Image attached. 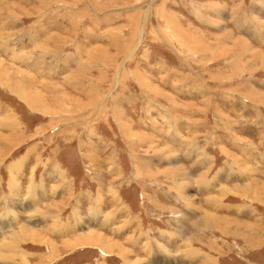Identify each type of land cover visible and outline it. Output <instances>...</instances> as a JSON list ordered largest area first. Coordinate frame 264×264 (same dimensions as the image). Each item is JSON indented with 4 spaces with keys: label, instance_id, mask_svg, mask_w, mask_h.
<instances>
[{
    "label": "rangeland",
    "instance_id": "374dc122",
    "mask_svg": "<svg viewBox=\"0 0 264 264\" xmlns=\"http://www.w3.org/2000/svg\"><path fill=\"white\" fill-rule=\"evenodd\" d=\"M1 61L0 264H264V0H0Z\"/></svg>",
    "mask_w": 264,
    "mask_h": 264
},
{
    "label": "bare ground",
    "instance_id": "6f19581e",
    "mask_svg": "<svg viewBox=\"0 0 264 264\" xmlns=\"http://www.w3.org/2000/svg\"><path fill=\"white\" fill-rule=\"evenodd\" d=\"M251 50V49H250ZM252 50H254V49H252ZM252 52V51H251ZM258 52V51H257ZM246 54V53H245ZM249 54V53H248ZM253 57V56H252ZM255 59V58H254ZM5 63L4 62H2L1 61V63H0V65L2 66V70L0 71V72H2L3 73V75H4V77L6 76V78L9 80V81H14L16 84V89H18V86L20 87V84H21V82L23 83L24 81H26V80H29L28 78L29 77H31L30 79H31V82H34L33 81V76L30 74V72H27V71H23V70H21V69H17L16 67H13V66H10V65H7L8 67H5L6 65H4ZM1 69V68H0ZM19 72V73H18ZM19 74H21V80L20 79H17V77H16V75H19ZM28 77V78H27ZM8 82V81H7ZM6 82V83H7ZM27 84V83H26ZM51 86V85H50ZM12 87H13V85H12ZM52 87V86H51ZM23 88V87H22ZM26 88V87H25ZM27 88H29V85L27 86ZM53 88V87H52ZM51 88V89H52ZM31 89V88H30ZM55 90V89H54ZM17 92H20V91H18V90H16ZM32 92H33V90H32ZM33 93H36V91H34ZM51 94V93H50ZM57 94V93H56ZM59 96H61V94L59 95ZM21 97L22 98H24L25 99V101L27 102V105H29L30 107H32V108H35L37 105L35 104V98L33 97V95L31 96V94H30V90H26V93H24V94H22L21 95ZM37 97H38V95H37ZM63 97V96H62ZM42 98H43V96H42ZM42 98H41V101H42ZM60 98V97H59ZM57 99V98H56ZM38 100V99H37ZM78 101V100H77ZM80 102V101H79ZM42 105H43V103H42ZM43 106H45V105H43ZM39 107V106H38ZM46 107V106H45ZM45 110V109H44ZM1 123V122H0ZM2 124H3V122H2ZM19 137L17 136V135H4V134H2V133H0V144L2 145L1 147H0V156L1 155H3L4 154V151L6 152H8L9 151V148H10V146H9V143H11V142H17V140H19L18 139ZM2 142H4V143H2ZM17 145V144H16ZM12 146V145H11ZM3 147V148H2ZM4 158V157H3ZM5 159V158H4ZM16 178V177H15ZM16 179H14V181H15ZM262 182V181H261ZM16 183V182H15ZM16 186V185H15ZM186 187V186H185ZM248 190H250V187H248V188H243V194L244 195H248L249 193V195H252L251 193H252V191H248ZM246 192H249V193H247V194H245ZM21 207V206H20ZM16 216V215H15ZM208 217H210V218H212V219H214V220H216L217 222H220L222 219H220V218H215V216H209L208 215ZM25 222V221H24ZM24 222H22L23 224H24ZM228 222V221H227ZM225 223H226V220H225ZM239 223V222H238ZM26 224V223H25ZM24 224V225H25ZM34 228V227H33ZM33 228H31V227H24L23 229H21L20 230V232L18 233H16V236H19V235H22L23 237L22 238H24V239H28V240H30V241H35V240H37V241H42V240H44V238L45 237H41V234L40 233H42V232H38L37 230H36V228L35 229H33ZM87 233V232H86ZM44 236V235H43ZM17 240V239H16ZM15 241V240H14ZM48 241V240H47ZM25 242V241H24ZM66 242V246L65 247H70V248H75V247H77L78 248V246H84V247H92V249L94 248V247H101V248H103V249H105V250H107V251H109V253L110 252H115V250L116 249H119L120 251H119V253H123L126 257H127V253H128V251H130V250H127V249H125L123 246H122V244H120L118 241H114L112 238H110V237H107L105 234H103V233H101V232H98V231H95V230H93V231H90V232H88L87 234H79V236L76 238V239H74V240H71V241H68V240H66L65 241ZM54 243V242H53ZM63 247V246H62ZM56 248L57 247H55L54 248V250H56ZM61 249V248H60ZM62 250V249H61ZM63 251V250H62ZM130 253V252H129ZM122 256V255H121ZM129 256V255H128ZM25 260V259H24ZM207 261H208V263L207 264H210L211 263V260L209 259V258H207L206 259ZM205 260V261H206ZM171 261V260H170ZM140 262H143V260L142 259H137V260H132V259H129V261H128V263L129 264H142V263H140ZM169 262V261H168ZM38 264V263H37Z\"/></svg>",
    "mask_w": 264,
    "mask_h": 264
},
{
    "label": "crops",
    "instance_id": "0c3cea01",
    "mask_svg": "<svg viewBox=\"0 0 264 264\" xmlns=\"http://www.w3.org/2000/svg\"><path fill=\"white\" fill-rule=\"evenodd\" d=\"M255 45V44H254ZM2 122H3V124H2ZM10 123V120L7 118L5 121L3 120V121H1V123H0V125H4L5 127L8 125ZM11 123H12V121H11ZM15 123H13L12 125H14ZM9 130H15V128H11V129H9ZM258 145H263V147L261 148L262 150H260V149H258V150H256V152H254V154H256L257 156H258V158L261 160V159H263L264 157H263V155H264V143H260V144H258ZM238 150H240V151H242L241 149H235V151H238ZM210 158H212V157H210ZM207 162H209V161H207ZM192 167V166H191ZM190 167V168H191ZM217 170H215V169H213L212 168V172H210V175H212V174H214L215 172H216ZM196 172V170L194 169L193 171H191V174L193 175V176H195L197 173H195ZM218 172H219V170H218ZM197 177V176H196ZM201 176L199 175L198 176V179H199V183H197V182H195L196 184H197V189L198 188H200V190L202 189V187L203 186H208V185H212V178L213 177H211V178H209L208 176L206 177L205 176V179L203 180V181H201V178H200ZM249 181H251V180H249ZM246 183V182H245ZM206 184V185H205ZM187 187V186H186ZM209 187V186H208ZM251 199V198H250ZM162 200V199H161ZM163 201V200H162ZM108 202V201H107ZM224 202V205H225V207H224V209L221 211V209H217L218 211H219V213H221L222 214V212L224 213V210H232V208H230L231 207V205H232V203H229V202H227V201H223ZM110 205H112L113 206V202H112V200H110V203H109ZM121 207H123V209H122V212L121 213H118V214H121V215H123V213L125 212V213H127L128 211H127V205L126 204H124V206H121ZM129 208V207H128ZM211 207H209V209H210ZM209 209H206V210H209ZM211 211H214V209H212ZM100 217V216H99ZM97 218V217H96ZM112 218H113V216H112ZM98 220H100V221H102V218H97ZM136 219V218H135ZM242 219V218H241ZM96 219L94 218V221H95ZM133 220L130 218H127V219H121V221L118 223V224H116L117 226H116V231H114L115 233H116V235L114 236V238H118V239H120L121 241L123 240V241H125V244H128V246L127 247H130V248H132L133 250H135L136 251V253H142L141 251H138V249H139V246H140V243H142L146 238L148 239L149 237L145 234V238H143V236L141 237V238H138V236H140V235H142V232H146V230H144V229H142V231H140L141 230V227H140V230H139V233H136V232H134L133 233V231H135V228L132 230L131 229V226H130V224L132 225V226H134L135 224L132 222ZM249 221H252L251 219L249 220ZM111 222V221H110ZM92 223H94V222H92ZM111 224V223H110ZM128 224V225H127ZM124 225H126V226H124ZM119 226H124V228L123 229H120V230H118L117 229V227H119ZM115 228V227H114ZM130 229V230H129ZM159 229V228H158ZM130 232H129V231ZM128 232V234H125V233H123V232ZM151 234V233H150ZM152 234H154V236H156L155 238L156 239H158L159 238V236L160 235H158V233L157 232H153V230H152ZM152 234L150 235V236H152ZM132 236V239H133V243H130L129 242V240H127V237H129V236ZM60 238H62V236H60ZM59 238V239H60ZM137 238V239H136ZM162 238V237H161ZM132 242V241H131ZM152 242L155 244L156 243V241L153 239L152 240ZM152 245V246H155V245ZM156 247V246H155ZM147 250H149V248H147ZM30 255H33V253H29ZM39 255V254H43V253H36V255ZM148 254L150 255V251H148ZM161 254V253H160ZM159 254V255H160ZM144 255H146V254H144ZM43 257H45V256H43ZM150 258H151V260H150ZM153 258H155V257H152V255L151 256H149V260L150 261H152L153 260ZM43 259V258H42ZM204 262H205V259H204ZM147 264H149V262H147ZM173 264V263H172Z\"/></svg>",
    "mask_w": 264,
    "mask_h": 264
}]
</instances>
